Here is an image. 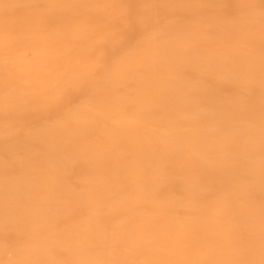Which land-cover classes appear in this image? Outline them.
I'll return each mask as SVG.
<instances>
[{"label": "bare ground", "instance_id": "6f19581e", "mask_svg": "<svg viewBox=\"0 0 264 264\" xmlns=\"http://www.w3.org/2000/svg\"><path fill=\"white\" fill-rule=\"evenodd\" d=\"M0 264H264V0H0Z\"/></svg>", "mask_w": 264, "mask_h": 264}]
</instances>
